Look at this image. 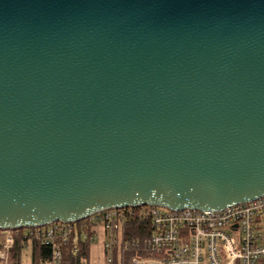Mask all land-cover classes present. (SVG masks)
<instances>
[{
  "label": "water",
  "instance_id": "water-1",
  "mask_svg": "<svg viewBox=\"0 0 264 264\" xmlns=\"http://www.w3.org/2000/svg\"><path fill=\"white\" fill-rule=\"evenodd\" d=\"M264 196V0H0V231Z\"/></svg>",
  "mask_w": 264,
  "mask_h": 264
},
{
  "label": "built area",
  "instance_id": "built-area-1",
  "mask_svg": "<svg viewBox=\"0 0 264 264\" xmlns=\"http://www.w3.org/2000/svg\"><path fill=\"white\" fill-rule=\"evenodd\" d=\"M85 221L91 228L102 227L109 234L105 244L107 264L114 262L120 226L122 261L127 251H135L127 264H264V196L220 211L126 208L104 211ZM145 224L150 228L146 241L124 242L129 228H144ZM20 231H0L1 264H9ZM72 231V224L55 223L22 232L26 239L53 243L51 264H61L60 245Z\"/></svg>",
  "mask_w": 264,
  "mask_h": 264
},
{
  "label": "trees",
  "instance_id": "trees-1",
  "mask_svg": "<svg viewBox=\"0 0 264 264\" xmlns=\"http://www.w3.org/2000/svg\"><path fill=\"white\" fill-rule=\"evenodd\" d=\"M73 231L66 243L60 245L62 252L61 264H88L89 250L91 241L95 238V233L88 221L73 224ZM144 228H137L135 225L125 233V241H146L150 235V228L145 224ZM23 231V230H22ZM20 231L16 237L15 245L10 251L9 264H20L21 257L25 247L31 242L33 249L34 264L47 263L52 261L54 244L51 242H37L26 239L23 232ZM1 248V240H0ZM135 254L134 250L127 251L124 254V260L121 264H127V260ZM1 264V262H0ZM113 264H116L113 262Z\"/></svg>",
  "mask_w": 264,
  "mask_h": 264
},
{
  "label": "crops",
  "instance_id": "crops-1",
  "mask_svg": "<svg viewBox=\"0 0 264 264\" xmlns=\"http://www.w3.org/2000/svg\"><path fill=\"white\" fill-rule=\"evenodd\" d=\"M92 230L94 231V235L95 238L91 241L90 244V250H89V264H92V261H95L96 256L98 257V259H100L103 262V257H104V263L103 264H107V256L108 254L105 252V244L109 241V234L104 231V228L102 227H95L92 228ZM95 239L97 241H95ZM30 244V248H31V252H32V264H34V260H33V249H32V244L31 242H29ZM22 258V257H21ZM21 264V261H20ZM38 264H41V262H39ZM44 264V263H42Z\"/></svg>",
  "mask_w": 264,
  "mask_h": 264
},
{
  "label": "rangeland",
  "instance_id": "rangeland-1",
  "mask_svg": "<svg viewBox=\"0 0 264 264\" xmlns=\"http://www.w3.org/2000/svg\"><path fill=\"white\" fill-rule=\"evenodd\" d=\"M25 232H26V230H25ZM116 238L118 240V248H117V250L115 251V254H114V262L116 264H121V262H122L121 244H122V240H123L122 227L121 226H120V228H119V230L117 232ZM95 241H97V240L95 239ZM95 259H96L95 261H92V264H103L104 263V257H103V262L100 259H98L97 256H96ZM20 261H21V264H32V252H31L30 244H28L25 247V249L23 251L22 258H21ZM44 264H51V262H47V263H44ZM88 264H89V262H88Z\"/></svg>",
  "mask_w": 264,
  "mask_h": 264
}]
</instances>
